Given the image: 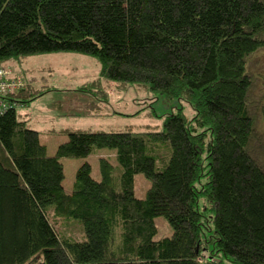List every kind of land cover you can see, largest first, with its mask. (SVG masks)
Masks as SVG:
<instances>
[{
	"label": "trees",
	"instance_id": "16d2710c",
	"mask_svg": "<svg viewBox=\"0 0 264 264\" xmlns=\"http://www.w3.org/2000/svg\"><path fill=\"white\" fill-rule=\"evenodd\" d=\"M263 48L264 0H0V69L87 56L102 78L195 112L166 116L155 132H71L49 156L18 117L44 94L4 97L0 264H264V137L248 71ZM100 150L114 151L118 166L99 158L96 181L86 161L67 193L61 160ZM137 175L151 183L144 199ZM159 217L172 236L156 241ZM58 223L79 226L82 238Z\"/></svg>",
	"mask_w": 264,
	"mask_h": 264
},
{
	"label": "rangeland",
	"instance_id": "374dc122",
	"mask_svg": "<svg viewBox=\"0 0 264 264\" xmlns=\"http://www.w3.org/2000/svg\"><path fill=\"white\" fill-rule=\"evenodd\" d=\"M11 63L14 64L13 68L4 67L3 69L6 70L8 79H19L24 84L21 90L23 91V101L28 99L26 96L37 97L44 94L37 97L36 100L41 101L40 104L43 105L44 112L48 115L60 113L61 116H67L66 113L84 114L87 111L91 114L101 110L102 113H107L105 116L114 118L113 120L106 119V122L99 124L96 122L98 119L84 116L70 120L69 123L79 125L75 127L80 131L106 133L155 132L162 130L166 116L178 114L180 111L188 121H191L195 116L192 107L184 101L174 100L169 102L160 95L151 93L144 86L117 84L102 78L100 63L96 59L87 56L77 54L40 55ZM248 71L255 80L252 114L254 115L258 135L264 137V48L249 59ZM68 98H70V102L67 101ZM89 102H92V104ZM72 103L74 105L79 104V106L68 108L67 106ZM18 117L20 120H24L26 118L25 110L18 112ZM29 126L34 127L30 124ZM49 134H55L60 138L57 133L43 132L40 140H45V137ZM100 156L109 158L114 166H118L115 152L111 150H100L87 159L65 158L61 160L65 168L63 184L67 193L72 192L76 173L87 160L91 164L93 179L96 181L101 180L98 169ZM150 186V181L143 175H137L135 177L136 197L144 199ZM203 207H205V204L201 200L200 210ZM207 213H205V217L209 218L211 213ZM208 222L210 223L209 219ZM209 223H207L209 229L207 230V237L212 235L211 224ZM155 224L157 227L156 241L172 236L171 227L163 217L156 218ZM56 226L60 232L67 231L70 238L76 240L82 238L81 228L77 225L70 224L66 227L62 223H58ZM206 261V258H202L201 263L205 264Z\"/></svg>",
	"mask_w": 264,
	"mask_h": 264
},
{
	"label": "crops",
	"instance_id": "0c3cea01",
	"mask_svg": "<svg viewBox=\"0 0 264 264\" xmlns=\"http://www.w3.org/2000/svg\"><path fill=\"white\" fill-rule=\"evenodd\" d=\"M8 67L13 68L14 64L7 63L5 65V68H8ZM67 101L70 102V98H68ZM40 102L41 101L34 99L32 102L27 104L22 110H25L26 112V118L24 119V121L28 123V126L29 124L34 125V127L33 128L31 127V128L38 131L40 133V137H42L43 132H48V133L53 132V133L59 134L60 138H58V136L55 134L54 135L49 134L48 136L45 137V140L41 141L42 144L46 147L47 153L49 156H54L56 154L58 147L62 143L67 141V134H69V132L80 131L78 130V128H76L79 125L75 123H69L70 120H73L74 118L77 119L78 117L84 116L86 118L98 119L96 120V122L99 124L102 122H106V119L108 120L114 119L112 116H105L107 115V113H102L101 110L100 112L95 111L94 113H91V114L89 111H87L84 114L66 113L67 116H61L62 114L60 115V113L48 115L47 113L44 112L45 108L43 107L42 104H40ZM89 103L92 104V102H89ZM78 106L79 104L74 105V103H72V104H69L67 107L73 108V107H78ZM41 123L43 125H40ZM82 132H85V131H82ZM49 149H52V150L50 151ZM101 157H105V156H100L99 158ZM64 173H65V168H64ZM64 189L65 191H67L65 187Z\"/></svg>",
	"mask_w": 264,
	"mask_h": 264
},
{
	"label": "built area",
	"instance_id": "2783aa9c",
	"mask_svg": "<svg viewBox=\"0 0 264 264\" xmlns=\"http://www.w3.org/2000/svg\"><path fill=\"white\" fill-rule=\"evenodd\" d=\"M5 69H0V116L3 115L8 109L9 104L5 101L8 94L21 91L24 84L19 79H8Z\"/></svg>",
	"mask_w": 264,
	"mask_h": 264
}]
</instances>
